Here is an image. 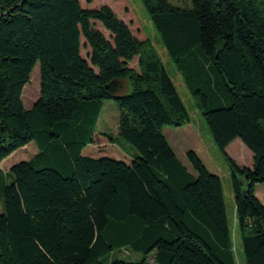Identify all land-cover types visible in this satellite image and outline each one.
Wrapping results in <instances>:
<instances>
[{
    "label": "trees",
    "instance_id": "obj_1",
    "mask_svg": "<svg viewBox=\"0 0 264 264\" xmlns=\"http://www.w3.org/2000/svg\"><path fill=\"white\" fill-rule=\"evenodd\" d=\"M143 3L229 163L245 264H264V0ZM36 65L39 98L25 109ZM108 100L137 151L126 161L83 153ZM190 123L153 43L109 6L0 0V264H237L221 177L194 150L188 171L164 134ZM237 139L251 168L227 154ZM31 143L38 153L3 172Z\"/></svg>",
    "mask_w": 264,
    "mask_h": 264
},
{
    "label": "rangeland",
    "instance_id": "obj_2",
    "mask_svg": "<svg viewBox=\"0 0 264 264\" xmlns=\"http://www.w3.org/2000/svg\"><path fill=\"white\" fill-rule=\"evenodd\" d=\"M169 1L176 6L192 7V0ZM80 2L84 8L90 9H98L102 6H109L120 19L124 20L129 25L132 33L138 39H149L153 43L191 115L190 124L179 128L167 127L164 129V134L178 158L186 165L188 171L194 173L186 157L187 151L194 149L209 171L221 177L228 222L232 230L233 244L236 249V262L237 264H245L241 235L236 222L235 200L232 193L229 163L226 160L225 155L215 146L204 117L201 111L196 107L195 101L190 90L184 83L182 75L177 71L174 63L170 60L169 55L161 41V37L151 22L143 0H80ZM130 67H137V60L131 63ZM39 88L40 71L39 65H36L32 72L30 83L24 88L22 100L25 108L29 109L31 105L35 103V100L39 97ZM131 92V83L129 80H125L123 82L122 95H128ZM119 115L120 111L117 104L113 101H105L96 129V133L98 134L96 147L91 148L90 152L95 154L97 151L103 149L104 151H101L100 154L115 156L114 159H126L133 153L137 154L136 149L132 145L126 143L117 136ZM261 123L264 127V121ZM104 134L117 137L115 146L109 145ZM30 146H35V143H32ZM230 151L231 155L236 159L239 165L247 166L248 164H251V158L249 156H252V153L250 151L247 150V152L250 153V155H247V153H244L237 145H233ZM120 156L122 158H119ZM260 190H264V186L260 187ZM262 193L263 192L259 194V199L264 204V194ZM119 257L126 261L139 260L141 258V256L137 254L135 259H132V257L123 253H120ZM150 264H153V260H150Z\"/></svg>",
    "mask_w": 264,
    "mask_h": 264
},
{
    "label": "crops",
    "instance_id": "obj_3",
    "mask_svg": "<svg viewBox=\"0 0 264 264\" xmlns=\"http://www.w3.org/2000/svg\"><path fill=\"white\" fill-rule=\"evenodd\" d=\"M39 98V97H38ZM38 98L35 100V103L37 102ZM33 103V105L35 104ZM31 105V107L33 106ZM25 107V106H24ZM30 107V108H31ZM29 108V109H30ZM27 109V108H25ZM238 141H241L240 139H237L235 140L232 144H230L228 146V148L226 149L227 151V154L236 161V159L231 155V147L233 145H237L244 153H247V155H250L248 151H250L244 144L243 142H238ZM96 143H97V139H96ZM32 144V143H31ZM31 144L27 145L26 147L16 151L14 154H12L10 157H8L7 159H5L2 164H1V169L3 170V172H8L15 164H18L19 162H22V161H28L30 159H32L37 153H38V149L36 146H30ZM110 145V144H109ZM93 147H96V144L92 145V146H89L87 147L83 153L85 156H89V157H93V158H100L102 157L103 155L99 153V151H97L95 154L90 152V149L93 148ZM88 150V151H87ZM191 150H194V149H191ZM87 151V153H86ZM189 151V150H188ZM251 152V151H250ZM252 153V152H251ZM251 158V164H248L246 167H249L251 168L253 166V155L252 156H249ZM123 161H126L125 159H122ZM182 162V161H181ZM237 162V161H236ZM183 163V162H182ZM238 163V162H237ZM184 164V163H183ZM185 165V164H184ZM242 166V165H241ZM186 167V165H185ZM187 168V167H186ZM263 185H259L257 187V196L258 198H260L259 194L261 192H263L262 194H264V190H260V187H263ZM0 210H1V213H2V204H1V201H0Z\"/></svg>",
    "mask_w": 264,
    "mask_h": 264
}]
</instances>
